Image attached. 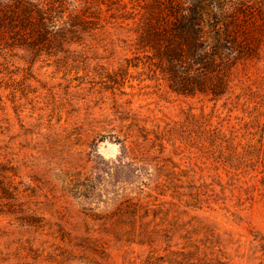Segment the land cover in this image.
<instances>
[{"label": "rangeland", "instance_id": "1", "mask_svg": "<svg viewBox=\"0 0 264 264\" xmlns=\"http://www.w3.org/2000/svg\"><path fill=\"white\" fill-rule=\"evenodd\" d=\"M197 2L71 0L50 40L4 32L0 264H264V13L239 15L259 40L238 32L224 91H187L159 50Z\"/></svg>", "mask_w": 264, "mask_h": 264}, {"label": "trees", "instance_id": "2", "mask_svg": "<svg viewBox=\"0 0 264 264\" xmlns=\"http://www.w3.org/2000/svg\"><path fill=\"white\" fill-rule=\"evenodd\" d=\"M70 1L0 0V40L8 31L12 37L28 33L50 40L55 35L52 25L57 15L64 12ZM197 1L183 7L175 28L162 31L167 42L159 55L175 69L182 67L184 90L217 95L224 91L227 78L241 57L253 51L252 47H241L238 32L244 34L245 30L239 15L264 13V0ZM254 34H244L245 44L259 40ZM261 141L264 152V130Z\"/></svg>", "mask_w": 264, "mask_h": 264}]
</instances>
